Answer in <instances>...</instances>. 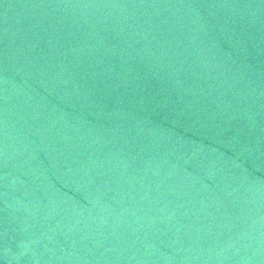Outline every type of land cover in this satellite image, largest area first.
I'll list each match as a JSON object with an SVG mask.
<instances>
[{
    "label": "water",
    "instance_id": "95a60500",
    "mask_svg": "<svg viewBox=\"0 0 264 264\" xmlns=\"http://www.w3.org/2000/svg\"><path fill=\"white\" fill-rule=\"evenodd\" d=\"M0 264H264V0H0Z\"/></svg>",
    "mask_w": 264,
    "mask_h": 264
}]
</instances>
